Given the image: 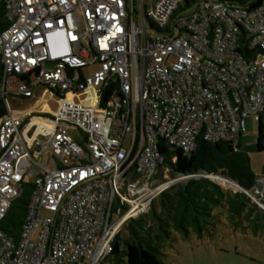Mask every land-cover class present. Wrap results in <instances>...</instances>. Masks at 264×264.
Listing matches in <instances>:
<instances>
[{
  "label": "built area",
  "instance_id": "1",
  "mask_svg": "<svg viewBox=\"0 0 264 264\" xmlns=\"http://www.w3.org/2000/svg\"><path fill=\"white\" fill-rule=\"evenodd\" d=\"M0 3V97L44 87L56 102L0 118V222L31 185L18 238L0 231V264H112L122 230L172 184L154 181L160 142L236 147L252 118L264 155V1ZM241 192L264 210V174Z\"/></svg>",
  "mask_w": 264,
  "mask_h": 264
},
{
  "label": "trees",
  "instance_id": "2",
  "mask_svg": "<svg viewBox=\"0 0 264 264\" xmlns=\"http://www.w3.org/2000/svg\"><path fill=\"white\" fill-rule=\"evenodd\" d=\"M194 3L198 0H189ZM238 5L250 4L252 8L264 0H217ZM3 5L0 3V34L7 29ZM3 64L0 57V81ZM6 114L5 101L0 97V118ZM256 153H263L262 128L258 129ZM172 180L189 177L162 191L147 214L133 220L124 228L126 239L117 237L110 256L112 264H169L162 246L164 237L173 233L188 238L190 233L202 236L210 220L228 218L234 227L252 229L254 234H264V210L254 204L241 191L232 192L221 188L209 177H228L243 191L250 192L257 178L250 160L242 148L241 139L236 147L226 142L210 143L197 137L195 148L187 155L178 149H170L163 142L158 144ZM174 160V162H172ZM264 174V167L262 175ZM31 185H22L20 196L11 203L0 222V231L14 241L24 223L30 201ZM264 203V202H263ZM264 205V204H263ZM119 241H122V249Z\"/></svg>",
  "mask_w": 264,
  "mask_h": 264
},
{
  "label": "rangeland",
  "instance_id": "3",
  "mask_svg": "<svg viewBox=\"0 0 264 264\" xmlns=\"http://www.w3.org/2000/svg\"><path fill=\"white\" fill-rule=\"evenodd\" d=\"M183 6L187 10L185 12L190 11V7L187 6L185 1ZM182 12V8L179 7L176 14ZM32 102H38V105L44 103L40 110L36 112L37 114L44 115L56 109V102L52 93L44 87H35L31 100H19L9 97L6 99L5 105L9 113L18 115L23 111L30 110ZM246 130L247 133L241 138L242 148L249 157L253 174L257 179H260L264 167V155L262 152L256 153L254 151L259 132L258 125L252 118L247 120ZM71 133L73 134V132ZM163 173L167 175L164 180L161 179ZM157 176L154 181L159 186L169 182L173 186L179 182L171 179L168 169L165 167L160 170ZM178 178L181 179L182 177ZM209 178L225 190L239 191L235 185L224 180L219 181L212 177ZM23 185H30V180L26 178ZM155 202L158 204L157 200ZM41 217L49 218L50 214L43 211ZM127 236V231L123 229L120 238L126 239ZM119 243L122 249V241H119ZM162 253L169 264H264V234H254L251 228L234 227L230 219L224 218V216L217 217L209 221L202 236L194 233H190L188 238H183L175 233L171 238L165 236Z\"/></svg>",
  "mask_w": 264,
  "mask_h": 264
},
{
  "label": "water",
  "instance_id": "4",
  "mask_svg": "<svg viewBox=\"0 0 264 264\" xmlns=\"http://www.w3.org/2000/svg\"><path fill=\"white\" fill-rule=\"evenodd\" d=\"M203 177H210V176H203ZM212 178H214V179H218V180H224V181H226V182H228V183H230V184H233V185H235L238 189H239V191H241L242 189L236 184V183H234L230 178H228V177H222V176H219V177H212Z\"/></svg>",
  "mask_w": 264,
  "mask_h": 264
},
{
  "label": "crops",
  "instance_id": "5",
  "mask_svg": "<svg viewBox=\"0 0 264 264\" xmlns=\"http://www.w3.org/2000/svg\"><path fill=\"white\" fill-rule=\"evenodd\" d=\"M36 104H37V102H36V103L32 102V103H31L32 106H31L30 109H32V108H34V107H40V105H38V104L36 105ZM35 105H36V106H35ZM50 112H51V111H50Z\"/></svg>",
  "mask_w": 264,
  "mask_h": 264
},
{
  "label": "bare ground",
  "instance_id": "6",
  "mask_svg": "<svg viewBox=\"0 0 264 264\" xmlns=\"http://www.w3.org/2000/svg\"><path fill=\"white\" fill-rule=\"evenodd\" d=\"M51 98V97H50ZM52 99V98H51ZM220 181V180H219ZM226 183V182H225ZM231 186H233V185H231ZM237 188V187H236Z\"/></svg>",
  "mask_w": 264,
  "mask_h": 264
},
{
  "label": "clouds",
  "instance_id": "7",
  "mask_svg": "<svg viewBox=\"0 0 264 264\" xmlns=\"http://www.w3.org/2000/svg\"><path fill=\"white\" fill-rule=\"evenodd\" d=\"M176 181H180V180L178 179V180H176Z\"/></svg>",
  "mask_w": 264,
  "mask_h": 264
}]
</instances>
